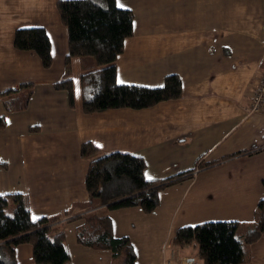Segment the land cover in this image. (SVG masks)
<instances>
[{
  "label": "crops",
  "instance_id": "1",
  "mask_svg": "<svg viewBox=\"0 0 264 264\" xmlns=\"http://www.w3.org/2000/svg\"><path fill=\"white\" fill-rule=\"evenodd\" d=\"M58 1L0 0V195L21 194L35 219L73 218L55 223L65 233L67 264L121 263L111 250L77 239L88 210L104 212L86 188L89 160L81 146L92 142L104 154L141 155L147 177L165 184L152 212L138 206L105 212L114 235L132 242L137 264L197 258L193 246L174 245L182 226L252 223L264 198V110L251 111L253 83L264 68V0H117L135 14L134 34L117 62L118 82L161 86L177 73L183 95L141 110L93 114L81 106L79 60L73 104L54 85L68 50ZM33 26L49 32L51 68L14 45L16 30ZM5 101L16 102L8 110ZM17 258L36 264L29 244L17 247ZM242 264H264V234L246 247Z\"/></svg>",
  "mask_w": 264,
  "mask_h": 264
},
{
  "label": "trees",
  "instance_id": "2",
  "mask_svg": "<svg viewBox=\"0 0 264 264\" xmlns=\"http://www.w3.org/2000/svg\"><path fill=\"white\" fill-rule=\"evenodd\" d=\"M57 7L68 30V50L65 78L54 85L69 92L71 104L74 102V59L81 61L82 109L86 114L107 109H145L181 98L183 83L177 73L167 75L161 86L118 82L117 60L126 40L134 34L132 9L119 6L117 0H59ZM14 45L18 50L36 53L45 68H51L54 63L52 41L43 26L17 29ZM32 93L31 90L23 97L21 108L27 107ZM15 102L5 101L7 109ZM81 153L89 160L86 188L91 199H98L110 210L138 206L152 212L157 208L164 184L147 177V163L141 155L122 151L104 154L92 142L83 143ZM4 166L0 162V167ZM11 201L16 207L9 213ZM51 221L47 216L33 218L21 194L0 195V264H18L17 247L21 244L32 246L36 264H67L71 255L65 233L59 231L50 238ZM263 234L264 198L258 203L255 219L250 224L207 221L185 225L177 230L173 242L178 247L196 248L202 264H242L246 247ZM77 239L85 246L109 249L115 258L123 257L117 264H137L132 242L128 237L114 235L108 214L90 216L87 224L78 230Z\"/></svg>",
  "mask_w": 264,
  "mask_h": 264
},
{
  "label": "rangeland",
  "instance_id": "3",
  "mask_svg": "<svg viewBox=\"0 0 264 264\" xmlns=\"http://www.w3.org/2000/svg\"><path fill=\"white\" fill-rule=\"evenodd\" d=\"M124 51H125V48H124ZM124 51H123V53H124ZM122 53V54H123ZM77 60H79V62H80V67H79V75H81V73H82V69H81V61H80V59H77ZM93 62V61H92ZM117 62H118V60H117ZM74 63H75V59L73 60V73H72V76H73V81H75V71H74ZM64 74H65V63H64ZM65 78V76L63 75V78L62 79H64ZM62 79H60V80H62ZM79 79H80V76H79ZM166 79V78H165ZM60 80H58V81H60ZM81 104H82V102H81ZM82 106V105H81ZM120 109H126V108H120ZM130 109V108H129ZM141 110V109H140ZM84 112V111H83ZM86 114V113H85ZM89 166V165H88ZM199 168H196V170H198ZM161 183H164V182H161ZM165 185V184H164ZM97 202H98V204H99V207H101V209L102 210H104V212L103 211H99V212H93V214H91L92 213V210H88V212H89V215H87V219L90 217V216H93V215H106L105 214V212H111L112 210H110V209H108V205H106V204H103V203H101L98 199H97ZM16 207V204L13 202V201H11V204H10V206H9V208H8V212L9 213H12L13 212V210H14V208ZM114 210V209H113ZM116 210V209H115ZM94 211V210H93ZM81 217V216H80ZM51 219H53V221H51L50 222V225H52V228L50 229V231H49V233H48V236L50 237V238H53L54 237V235L56 234V233H58L59 231H57V230H55L56 228H55V226L57 225V224H55V223H57V222H59V221H70V220H72L73 218H67V216L64 218V217H55V218H51ZM54 226V227H53ZM60 231H63V230H60ZM188 247H191V246H188ZM182 248H184V247H182ZM119 258V260H122L123 258L122 257H118ZM201 264H202V262L198 259V256H197V258H196Z\"/></svg>",
  "mask_w": 264,
  "mask_h": 264
},
{
  "label": "built area",
  "instance_id": "4",
  "mask_svg": "<svg viewBox=\"0 0 264 264\" xmlns=\"http://www.w3.org/2000/svg\"><path fill=\"white\" fill-rule=\"evenodd\" d=\"M264 110V68L257 75L253 83V96L251 111L257 112ZM173 253V251H172ZM181 264H201L196 258L186 257L182 259Z\"/></svg>",
  "mask_w": 264,
  "mask_h": 264
},
{
  "label": "snow or ice",
  "instance_id": "5",
  "mask_svg": "<svg viewBox=\"0 0 264 264\" xmlns=\"http://www.w3.org/2000/svg\"><path fill=\"white\" fill-rule=\"evenodd\" d=\"M122 6V5H121ZM149 178H151V177H149Z\"/></svg>",
  "mask_w": 264,
  "mask_h": 264
}]
</instances>
